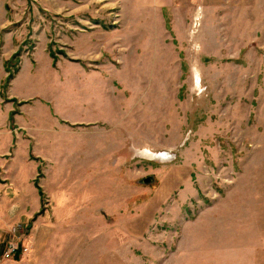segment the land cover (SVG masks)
<instances>
[{
  "label": "rangeland",
  "instance_id": "rangeland-1",
  "mask_svg": "<svg viewBox=\"0 0 264 264\" xmlns=\"http://www.w3.org/2000/svg\"><path fill=\"white\" fill-rule=\"evenodd\" d=\"M228 3L7 0L1 60L25 57L11 92L35 99L0 179L51 193L71 260L264 264V0ZM22 213L6 238L29 243L41 214Z\"/></svg>",
  "mask_w": 264,
  "mask_h": 264
},
{
  "label": "crops",
  "instance_id": "crops-1",
  "mask_svg": "<svg viewBox=\"0 0 264 264\" xmlns=\"http://www.w3.org/2000/svg\"><path fill=\"white\" fill-rule=\"evenodd\" d=\"M229 1V14L227 15L229 18H233L236 13L243 11L250 6L248 5V0H228ZM7 0H0V12L3 14V21L0 23V30L4 26V22L6 21L7 16V9H6ZM166 4H170L168 1ZM209 10H211L209 8ZM6 15V16H5ZM1 47L0 50V60H1V52L3 50V47ZM155 49L161 48V46H153ZM31 58V57H30ZM25 57L23 58L21 62V66L17 74H15V77L11 80L10 85L8 87L7 95L9 96V99H17L18 103L22 100H31L35 99V97H16L14 96L12 91L13 85L21 76V70L22 65ZM35 66V65H34ZM32 69V72H35V69L37 67H34ZM8 72L5 67V60L3 64V60L0 62V112L4 115V123H2V120L0 119V138L3 136H7L9 133L14 134L15 141L13 139V145L11 146V154H13V157L8 160L5 159V162L11 161L15 156V151L18 147L20 139H31L28 132L25 130V126L21 123H19V118L22 117L24 114V107L25 104L17 106V102L14 101H7L3 97V90H2V83L7 77ZM30 105H33L34 103H29ZM28 105V104H26ZM19 108L18 112L15 114V117L13 119V122L10 121V114L13 110ZM111 121H114L113 116H110ZM91 120V119H87ZM93 121V120H92ZM96 121V119H95ZM14 122L16 125H14ZM100 122H106V121H100ZM129 136V134H128ZM130 138V136H129ZM129 141L127 142V144ZM124 150L127 149L126 147L123 148ZM10 151H0L2 153L8 154ZM14 151V152H13ZM10 162V163H11ZM9 163V164H10ZM120 165V163H119ZM4 166V165H3ZM5 172H2L3 176L0 179V264H82L81 260L76 259H70L66 256L65 252V243H64V237H58L57 235V227L58 224L55 221H52L53 213L52 210H50L49 205L52 204V199L50 196L51 193L48 192V198L47 203H44V209L41 212L42 205V199L40 196L39 189L35 185V183L30 180V182H33L34 186L36 187L37 195L35 199H31L30 196L26 195V191L24 189V185L19 181L18 176L15 172H11L9 167L10 165H5ZM1 171V167H0ZM11 175V177H10ZM10 177V178H9ZM32 186V185H31ZM42 186V185H41ZM34 189V187L32 186ZM46 189V188H45ZM12 208V206H14ZM18 207V208H17ZM27 212L29 215L32 214H41V216L34 222V229H31L32 234H30L27 239L29 243L32 245V249L29 254L27 255H18L14 259H3L2 254L4 251V242L7 239L8 234V227H6L13 218V213L16 212L14 215V218H20L22 216V212ZM45 210V211H44ZM45 214V213H49ZM45 215H44V214ZM66 211H63V217L65 215ZM60 214V212H59ZM60 217V216H58ZM57 225V227H56ZM65 225V224H63ZM62 225V229L65 228V226ZM63 239V240H62ZM26 256V257H25Z\"/></svg>",
  "mask_w": 264,
  "mask_h": 264
},
{
  "label": "built area",
  "instance_id": "built-area-1",
  "mask_svg": "<svg viewBox=\"0 0 264 264\" xmlns=\"http://www.w3.org/2000/svg\"><path fill=\"white\" fill-rule=\"evenodd\" d=\"M197 18H195L194 26L197 24ZM161 153V152H159ZM151 159V158H150ZM9 231V230H8ZM16 232V228H12V230L9 231ZM17 233H18V227H17ZM12 235V234H11ZM32 249L31 243H26L23 238L21 240L16 241L12 240L10 238H7L4 242V251L2 254L3 259H14L18 255H27L30 253Z\"/></svg>",
  "mask_w": 264,
  "mask_h": 264
},
{
  "label": "trees",
  "instance_id": "trees-1",
  "mask_svg": "<svg viewBox=\"0 0 264 264\" xmlns=\"http://www.w3.org/2000/svg\"><path fill=\"white\" fill-rule=\"evenodd\" d=\"M21 56V53L18 51V52H16V54H15V56H13L14 58H17L18 59V62L20 61V57ZM53 56V55H52ZM53 58H54V56H53ZM54 61H55V59H54ZM5 67H6V70H7V72L9 73V75H8V77H7V84L9 85V83L11 82V80L15 77V74L19 71V67L16 69V70H14L13 72L12 71H10L9 69H8V67L5 65ZM14 102H17V100L16 99H12ZM22 103H24V101H21V102H17V105H20V104H22ZM18 112V109H15V110H13L12 112H11V114H10V121L11 122H13V119H14V115L16 114ZM35 185L37 186V188L39 189V192H40V196H41V199H42V202L44 201V197H45V195H44V192H43V190H42V187L39 185V183L37 182V181H35ZM43 209H44V205H43V207H42V209H41V212L43 211ZM1 252V251H0Z\"/></svg>",
  "mask_w": 264,
  "mask_h": 264
},
{
  "label": "bare ground",
  "instance_id": "bare-ground-1",
  "mask_svg": "<svg viewBox=\"0 0 264 264\" xmlns=\"http://www.w3.org/2000/svg\"><path fill=\"white\" fill-rule=\"evenodd\" d=\"M158 157L157 158H163V159H166L167 157H165V156H162V155H157Z\"/></svg>",
  "mask_w": 264,
  "mask_h": 264
},
{
  "label": "water",
  "instance_id": "water-1",
  "mask_svg": "<svg viewBox=\"0 0 264 264\" xmlns=\"http://www.w3.org/2000/svg\"><path fill=\"white\" fill-rule=\"evenodd\" d=\"M151 179L150 178H146L145 179V182H149Z\"/></svg>",
  "mask_w": 264,
  "mask_h": 264
}]
</instances>
